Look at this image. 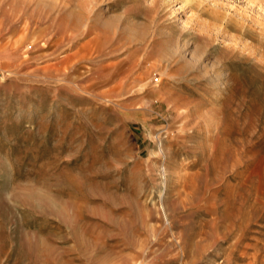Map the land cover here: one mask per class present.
Instances as JSON below:
<instances>
[{
	"label": "rangeland",
	"instance_id": "rangeland-1",
	"mask_svg": "<svg viewBox=\"0 0 264 264\" xmlns=\"http://www.w3.org/2000/svg\"><path fill=\"white\" fill-rule=\"evenodd\" d=\"M0 264H264V0H0Z\"/></svg>",
	"mask_w": 264,
	"mask_h": 264
}]
</instances>
